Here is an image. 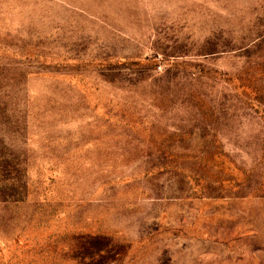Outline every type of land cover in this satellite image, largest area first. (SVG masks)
I'll return each instance as SVG.
<instances>
[{"label": "rangeland", "instance_id": "1", "mask_svg": "<svg viewBox=\"0 0 264 264\" xmlns=\"http://www.w3.org/2000/svg\"><path fill=\"white\" fill-rule=\"evenodd\" d=\"M0 264H264V0H0Z\"/></svg>", "mask_w": 264, "mask_h": 264}]
</instances>
